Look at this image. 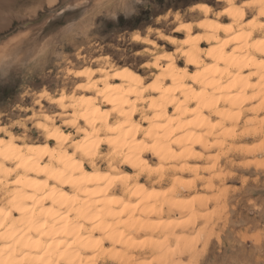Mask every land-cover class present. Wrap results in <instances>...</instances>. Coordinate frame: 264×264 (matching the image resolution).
Masks as SVG:
<instances>
[{
	"label": "bare ground",
	"instance_id": "6f19581e",
	"mask_svg": "<svg viewBox=\"0 0 264 264\" xmlns=\"http://www.w3.org/2000/svg\"><path fill=\"white\" fill-rule=\"evenodd\" d=\"M217 2L156 31L169 46L132 34L138 71L100 58L72 95L41 94L57 110L38 117L42 142L0 128V264H176L193 252L175 219L197 226L218 204L221 161L253 154L244 138L264 148L262 0ZM186 175L209 198L188 200Z\"/></svg>",
	"mask_w": 264,
	"mask_h": 264
},
{
	"label": "rangeland",
	"instance_id": "374dc122",
	"mask_svg": "<svg viewBox=\"0 0 264 264\" xmlns=\"http://www.w3.org/2000/svg\"><path fill=\"white\" fill-rule=\"evenodd\" d=\"M58 3L63 7L55 13L39 8L34 16H25L22 10L32 0H0L3 108L0 128L41 142L43 136L36 127L38 117L45 114L54 117L57 113L49 102L39 104L41 94L47 93L52 98L64 93L72 95L78 84L76 74L102 67L100 58L107 57L114 68L138 71L146 60L136 55L141 48L132 42V34L144 38L151 34L150 39L158 41L156 31L169 36L179 24L176 16L187 23L195 22L193 16L199 13L190 12L195 5L208 4L215 12L225 7L217 0H58ZM158 43L169 46L166 42ZM143 70L144 75H150ZM48 79L58 86L49 88L42 83ZM37 82H41L39 89L35 86ZM244 140L253 154L246 158L244 153H232L221 161L220 168L229 174L215 183L218 204L212 202L203 210L201 219L204 218L197 226L188 221V216L175 219L180 228L186 227L180 234L193 251L184 256L179 253L181 258L176 255V264H264V148L259 146L262 142L258 137ZM183 178L196 188L192 194L186 189L182 191L189 195L188 200L209 198L201 191L203 183L196 184L192 175ZM206 224L212 227L206 229ZM140 263L156 264L152 257Z\"/></svg>",
	"mask_w": 264,
	"mask_h": 264
},
{
	"label": "snow or ice",
	"instance_id": "6c2138e0",
	"mask_svg": "<svg viewBox=\"0 0 264 264\" xmlns=\"http://www.w3.org/2000/svg\"><path fill=\"white\" fill-rule=\"evenodd\" d=\"M260 6H261V8H264V0H262V3ZM62 7H63V5L58 3V0H32V4L30 6H28L27 8L22 10V14L25 16H34L35 12L39 8H44L49 12L55 13V12L59 11V9ZM40 83L41 82H37L35 85L38 89L40 87ZM42 83L47 84L49 86V88H51L53 86H58L55 84L54 81H51V79L44 80V81H42ZM0 111H3L2 106H0Z\"/></svg>",
	"mask_w": 264,
	"mask_h": 264
},
{
	"label": "clouds",
	"instance_id": "9594fccd",
	"mask_svg": "<svg viewBox=\"0 0 264 264\" xmlns=\"http://www.w3.org/2000/svg\"><path fill=\"white\" fill-rule=\"evenodd\" d=\"M217 264H218V262H217Z\"/></svg>",
	"mask_w": 264,
	"mask_h": 264
}]
</instances>
